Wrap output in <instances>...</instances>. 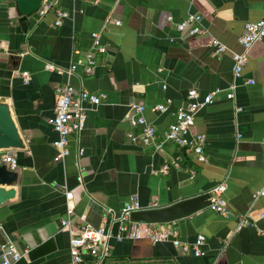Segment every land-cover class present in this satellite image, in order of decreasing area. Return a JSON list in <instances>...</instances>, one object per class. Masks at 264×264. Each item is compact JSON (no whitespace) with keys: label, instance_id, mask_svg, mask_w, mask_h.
Here are the masks:
<instances>
[{"label":"crops","instance_id":"0c3cea01","mask_svg":"<svg viewBox=\"0 0 264 264\" xmlns=\"http://www.w3.org/2000/svg\"><path fill=\"white\" fill-rule=\"evenodd\" d=\"M54 2L44 15H28L24 32L16 3L0 1V98L9 104L23 142L6 149L17 159V180L6 187L13 194L0 204V246L10 241L28 261L31 247L53 237L55 250L39 264H69V233L61 224L66 191L73 194V221L115 234L116 219L131 196L142 208L166 206L223 182L230 217L206 207L165 224L189 248L203 234V254L171 241L111 238L104 264H264V217L235 230L240 216L264 209V197H252L264 177V38L247 50L240 77L232 72V52L243 50L238 38L244 24L264 16V0ZM56 8L65 12L60 25ZM188 14L201 16V33L182 36L176 30ZM92 32L100 33L107 51L95 53L97 65L86 74L82 64L92 49ZM214 39L226 46L224 53L213 54ZM47 63L62 71L48 70ZM73 63L76 69L66 72ZM65 84L107 97L88 109L85 128L70 136V153L56 161L58 135L47 120ZM190 88L200 97L219 90L192 127V133L205 135V161L172 142L157 151L130 141L128 134L141 129L129 122L132 103L143 104L144 117L160 136L186 104ZM158 104L167 108L153 110Z\"/></svg>","mask_w":264,"mask_h":264},{"label":"built area","instance_id":"2783aa9c","mask_svg":"<svg viewBox=\"0 0 264 264\" xmlns=\"http://www.w3.org/2000/svg\"><path fill=\"white\" fill-rule=\"evenodd\" d=\"M54 0H41V4L36 12L39 16L46 14L54 5ZM55 13L57 19L56 25H60L65 12L56 8ZM115 24H120L119 20H113ZM176 30L182 36H194L202 32L201 16L199 14H188L186 18L176 23ZM264 38V16L256 22H246L244 24L243 33L239 36L238 42L242 46V52H232V72L233 77L238 78L241 75L242 68L247 60V50L252 44ZM92 49L86 53V60L82 64V69L86 74H90L93 68L97 65L95 53H105L107 46L100 40L99 32L91 33ZM227 50L226 46L214 39L212 41V52L214 55H219ZM77 51V49H75ZM77 67L76 63L66 70L73 72ZM46 68L50 71H62L61 68L54 64L47 63ZM23 76H27V72H23ZM247 82H252L248 81ZM236 86L233 83L226 98L233 97V88ZM219 90H212L205 93L202 97L196 88H190L187 91V101L184 106L179 107L174 113V120L168 128L157 135L155 127L148 122L144 117L145 107L140 103H132V115L129 117L131 126H140L138 133H129L128 137L133 143H140L143 146H151L154 150H162L167 142H172L184 150L193 152L196 159L200 162L205 161L203 154V146L205 144V135L202 133H192L195 116L197 112L212 103L216 98ZM106 94L93 93L84 89L77 90L70 84H65L60 87L55 95L54 114L48 118L47 122L55 130L58 137L53 142V147L56 150L55 160H61L70 153L69 141L71 135H78L86 125L87 111L91 107L102 104L106 100ZM170 102L169 100H167ZM165 104H158L153 107V110H165ZM240 110V108H237ZM264 148V141L262 142ZM82 148H78V154L81 155ZM181 156H175L171 160V164L180 160ZM0 165H6L9 170H14L17 167L16 157L6 151L0 150ZM169 168V163L165 164L161 171L166 173ZM80 178V177H79ZM225 184L218 183L208 192L209 205L211 211L224 216L230 217L231 212L227 207L226 201L223 198ZM253 200H258L264 197V177L258 190L252 194ZM65 214L61 219L63 229L69 233V264H104L110 256L109 240L114 238L117 241L123 239H140L146 238L151 242L171 241L173 244L180 246L183 251H192L196 256L203 254L201 245L204 242V235L197 234L191 248L187 244H183L178 239V232L174 228L166 227L167 223H143L130 220V214L133 211L140 210L142 207L136 196H131L129 201L122 207L119 216L117 217V231L115 234L110 229L101 226L95 228L85 222L73 221L71 218L74 215V206L72 203L73 194L71 191L65 192ZM111 212L110 209L107 210ZM264 217V209L258 210L255 214L249 210L247 214L239 217L235 230L241 229L246 225H254L256 219ZM21 253L17 250L13 243L7 241L0 247V264H14L20 257ZM90 257L91 262H86V258Z\"/></svg>","mask_w":264,"mask_h":264},{"label":"water","instance_id":"95a60500","mask_svg":"<svg viewBox=\"0 0 264 264\" xmlns=\"http://www.w3.org/2000/svg\"><path fill=\"white\" fill-rule=\"evenodd\" d=\"M0 1L16 3L17 9L21 14L19 20L24 32L27 30L26 17L36 12L41 4V0ZM0 51H2L1 48ZM22 146L23 142L12 118L10 106L5 99L0 98V150L21 148ZM16 180V171L9 170L6 165H0V204L6 201L8 195L13 194V190L6 187L12 186ZM208 197V192H201L191 197L179 199L166 206L142 208L131 212L130 220L143 223H170L206 208L209 205ZM54 250V239L53 237H48L27 251L28 261L24 256H21L14 264H39L45 260L47 254Z\"/></svg>","mask_w":264,"mask_h":264}]
</instances>
